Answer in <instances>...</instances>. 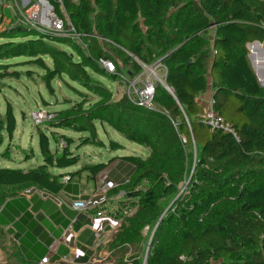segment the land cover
<instances>
[{
  "label": "trees",
  "instance_id": "trees-1",
  "mask_svg": "<svg viewBox=\"0 0 264 264\" xmlns=\"http://www.w3.org/2000/svg\"><path fill=\"white\" fill-rule=\"evenodd\" d=\"M61 2L77 35H46L20 25L1 31L0 77H17L16 71H7L5 60L27 58L43 70L42 81L49 90L60 78L86 91H77L78 101L46 117L47 131L52 127L83 133L81 144L102 147L95 124H106L147 148L146 157L118 156L128 173L120 187L135 200L134 211L114 233L109 243L114 261L105 264H264V87L246 47L253 41L264 43V0ZM49 3L62 17L59 3ZM100 59L129 75L143 71L140 63L150 66L158 61L170 91L156 82L153 109L130 103L124 94L115 100L98 77L115 81L117 73L107 72ZM254 61L256 66V51ZM208 84L213 109L237 139L221 129L210 130L201 120L195 99ZM2 129L8 137L15 130L10 105L0 119ZM48 134L38 129L39 164L0 168L4 264H39L45 251L30 229L37 209H25L27 201L20 192L32 187L55 194L65 187L64 176L69 182L85 173L94 180L107 166L97 162L56 173L75 166L79 155L71 152L70 137L55 130ZM2 142L0 136V146ZM60 142L63 146L58 147ZM109 146L118 148L114 141ZM187 177L189 186L183 193L181 184ZM176 195L161 217L166 202ZM35 218L43 223L38 215ZM33 247H41L39 255ZM79 260L85 263L88 257Z\"/></svg>",
  "mask_w": 264,
  "mask_h": 264
},
{
  "label": "rangeland",
  "instance_id": "rangeland-1",
  "mask_svg": "<svg viewBox=\"0 0 264 264\" xmlns=\"http://www.w3.org/2000/svg\"><path fill=\"white\" fill-rule=\"evenodd\" d=\"M10 24L11 22L2 25L3 28H0V32L18 26L16 22L15 25ZM2 42L3 39L0 38V43ZM81 44L83 46V43ZM260 45L264 47V43H260ZM58 47L69 51L65 46L59 45ZM4 62L8 63L7 71H16L17 77L10 75L0 77V119L4 120L7 105L11 106L15 117V130L11 137H8L3 129L0 130V136L3 140L0 146V168L27 169L39 164L41 162V155L37 141L38 129L45 130L47 135H49V131L55 130L72 139V144L70 145L71 152L79 155L77 164L67 168L69 171H75L87 164L107 162L105 169L96 175L91 183L94 184V192L97 197L104 199V212L107 215L112 213L124 217L123 211L131 206L133 208L134 203L133 200H127L124 195L125 192L120 187V183L125 180L128 173H125L118 156L137 155L144 157V147L126 140L106 124L102 127L99 124H95L98 138L103 142L102 147L95 144H81L83 133L52 127H49L47 131V127L44 124L46 117L78 101L80 95L77 94V91H83V93L86 91L81 89L76 83L60 78H55L50 83L51 89L49 90L42 81L43 70L27 62V58H8ZM45 62L50 63L49 60ZM258 68L261 70L260 66ZM261 72L264 73V66H262ZM142 73L143 77L141 78L148 76L149 79L154 81L164 75L160 67H153L151 65L144 66ZM98 79L106 88L112 91L115 100L119 99L126 91L125 85L121 81H111L102 77H98ZM88 95L91 101L96 97L91 94ZM34 116H38V118L34 119ZM109 141L117 143L118 148L111 149ZM57 146L59 147L60 143H57ZM50 148L54 149L52 141L50 142ZM55 172L57 173V170ZM82 175L86 177L85 173H82ZM189 179L190 177H187L183 184H181V192H186L189 186ZM176 197L177 195L166 202L167 206L162 214L170 207ZM124 200H126V203ZM142 233L146 236L148 229H145ZM97 255L88 263L77 262L70 258H66L60 262L61 264H105L111 262L109 258H106L107 256ZM5 257V253L0 249V264H4Z\"/></svg>",
  "mask_w": 264,
  "mask_h": 264
},
{
  "label": "crops",
  "instance_id": "crops-1",
  "mask_svg": "<svg viewBox=\"0 0 264 264\" xmlns=\"http://www.w3.org/2000/svg\"><path fill=\"white\" fill-rule=\"evenodd\" d=\"M15 1L21 3V0H9L6 3L0 2V28H3L2 25H5V23L9 24L11 22L12 25H15V13L12 10ZM160 70L162 74L165 73V69L160 68ZM211 96L212 89L210 84H208L207 90L195 99L199 108L204 109L206 102ZM143 149L145 151L144 157H146L148 150L145 147ZM67 171H69L67 168L57 170V172L61 173ZM61 182L65 187L55 194H49L32 187L26 188L18 194V196L27 201L25 209H37V211L33 212L32 222L34 224L30 226V229L40 239L38 241L41 247L45 248L42 257L49 255L50 260L58 262L66 258L80 262V258L88 257L87 262H85L88 263L99 254L107 256L106 258H109V261H114L109 249V243L114 235L110 232L111 229L107 227L105 232L96 239L94 232L89 227V219L86 214L76 212L70 207V201L73 197L88 198L92 194H96L94 192V184L91 183L92 180L90 181V179L81 175L76 181L64 182L61 178ZM126 198L132 200L129 197ZM134 202L135 200L133 199ZM37 215L44 224L36 220L35 217ZM77 215L81 216L82 221L80 226L75 227L74 223L79 222V218L76 221ZM66 230L72 233L71 241L68 243L65 242L63 237V233ZM43 241H45L46 245ZM41 247H33L32 250L37 253L40 252ZM76 249L83 252L84 255L75 258L73 253ZM125 257L126 255L124 259Z\"/></svg>",
  "mask_w": 264,
  "mask_h": 264
},
{
  "label": "built area",
  "instance_id": "built-area-1",
  "mask_svg": "<svg viewBox=\"0 0 264 264\" xmlns=\"http://www.w3.org/2000/svg\"><path fill=\"white\" fill-rule=\"evenodd\" d=\"M8 1L9 0H0L2 3ZM56 1L60 5L62 17L57 15L53 6L49 3V0H21V3L15 1L12 10L15 13L16 24L23 26L24 28L34 29L35 31L46 35L58 37L73 34L77 35L66 16V12L62 8L61 0ZM99 62L107 72L117 73V80L125 85L126 91L124 95L130 103L147 109L154 108L152 99L155 85L156 82L161 84L165 83L163 79L165 73L163 77L157 78V80L154 81L149 79L148 76L141 78L143 77L142 72L137 75H129V73L124 70H116L115 64L108 59H100ZM140 64L144 68L145 65L142 63ZM151 66L164 69L163 65L158 61ZM213 104L214 101L211 96L206 102L204 109L200 108L199 115L201 120L208 125L210 130L218 128L224 132L231 133L237 139L231 125L226 123L223 118L217 114L213 109ZM36 118H38V116H34V119ZM60 146H63V142H60ZM67 180V176L62 178V181L64 182H67ZM124 195L127 197L125 193ZM103 202L104 199L98 198L96 194H92L88 198L75 196L70 201V207L72 210L86 214L89 219V227L94 232L96 239L105 232L107 227H109L111 229L110 232L114 234L119 229L122 219L134 211V207L132 208L131 206L123 211L124 217L112 213L107 215L103 209ZM124 202L126 203V200H124ZM63 237L65 242L68 243L71 241L72 233L66 230L63 233ZM73 255L77 258L83 256L84 253L76 249ZM49 263H51L49 255H44L39 260V264Z\"/></svg>",
  "mask_w": 264,
  "mask_h": 264
},
{
  "label": "water",
  "instance_id": "water-1",
  "mask_svg": "<svg viewBox=\"0 0 264 264\" xmlns=\"http://www.w3.org/2000/svg\"><path fill=\"white\" fill-rule=\"evenodd\" d=\"M246 47H247V49H249V50H248V54H247V56H248V59H249V61H250V63H251V67H252V69H253V71H254L256 77H257L258 82L260 83V85H261L262 87H264V82H262V81L260 80V77H259V75H261L262 77H264V73L261 72V70H262V65H260L261 70H260V69H258V70L255 69L254 62H253V53H252V51H251V50H253V51H257L258 54H259V56H264V47H262L258 41H253V42H251V43H247V44H246ZM163 85L165 86L166 89L169 90V88L167 87V85H166L165 83H163ZM169 91H170V90H169ZM162 215H163V214H162ZM162 215H161V217H162ZM161 217H160V218H161ZM151 236H152V235H151ZM151 236H150V238H149V240H148L147 248H146V251H145V256L147 255L148 250H149Z\"/></svg>",
  "mask_w": 264,
  "mask_h": 264
},
{
  "label": "bare ground",
  "instance_id": "bare-ground-1",
  "mask_svg": "<svg viewBox=\"0 0 264 264\" xmlns=\"http://www.w3.org/2000/svg\"><path fill=\"white\" fill-rule=\"evenodd\" d=\"M252 51V53H253V62H254V66H255V61H254V51L253 50H251ZM257 52V51H256ZM258 53V52H257ZM258 64H260V65H262V66H264V56H259V54H258V63H257V65L255 66V69L256 70H258L259 68V66L260 65H258ZM259 77H260V80L262 81V82H264V77H262L261 75H259Z\"/></svg>",
  "mask_w": 264,
  "mask_h": 264
}]
</instances>
